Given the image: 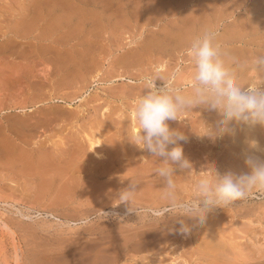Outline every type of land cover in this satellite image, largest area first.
Masks as SVG:
<instances>
[{
    "label": "rangeland",
    "instance_id": "rangeland-1",
    "mask_svg": "<svg viewBox=\"0 0 264 264\" xmlns=\"http://www.w3.org/2000/svg\"><path fill=\"white\" fill-rule=\"evenodd\" d=\"M25 20L34 26L15 30ZM209 27L242 90H264L252 70L264 56V0H0V264H264V193L214 208L203 225L177 217L159 159L134 144L143 78L159 70L190 93V41ZM179 119L166 123L187 137L178 144L192 167L173 177L183 201L201 177L249 173L247 155L264 160L240 123L208 136L215 110ZM258 137L264 146V125ZM33 163L42 167L29 173ZM130 179L136 212L116 198Z\"/></svg>",
    "mask_w": 264,
    "mask_h": 264
},
{
    "label": "clouds",
    "instance_id": "clouds-1",
    "mask_svg": "<svg viewBox=\"0 0 264 264\" xmlns=\"http://www.w3.org/2000/svg\"><path fill=\"white\" fill-rule=\"evenodd\" d=\"M218 35L217 29L209 27L190 41L188 51L194 64L190 93L173 85L174 75L165 77L157 70L143 78L147 92L138 98L134 109L139 128L134 136V144L147 149L160 161L155 173L165 182L164 196L169 200L168 213L191 218L200 225L205 223L207 214L214 208L231 206L236 201L248 198L254 191L264 193V160L247 155L245 163L251 169L249 173L228 171L223 175L215 172L213 177L203 176L195 184L196 198L191 201H183L176 194L173 179L175 169H191L192 165L178 144V141H186L187 137L179 130H171L166 121H180L181 113L191 111L196 106H204L221 116L216 128L210 127L212 134L209 137L233 133L234 129L229 127L233 121L249 127L264 125V90L257 86L242 90L234 71L226 66L222 58L225 53L217 40ZM252 70L264 76V56L253 60ZM158 79L163 81V86L157 87ZM249 143L252 148H256L255 140ZM169 145L175 146L169 148ZM137 185L138 181L130 179L128 186L117 193L119 204L127 203L129 212L135 211L130 205L138 191ZM104 214L109 215L106 212ZM179 223L182 233L191 230L183 219Z\"/></svg>",
    "mask_w": 264,
    "mask_h": 264
},
{
    "label": "bare ground",
    "instance_id": "bare-ground-1",
    "mask_svg": "<svg viewBox=\"0 0 264 264\" xmlns=\"http://www.w3.org/2000/svg\"><path fill=\"white\" fill-rule=\"evenodd\" d=\"M25 21H27V20H25ZM25 21H24L23 23H25ZM27 22H28V21H27ZM19 24H20V23H19ZM33 24H34V22H33ZM17 25H18V24H17ZM20 25H21V24H20ZM20 25L17 26L16 28H15V26H14L15 30H18V32H20V31H21V32L27 31V29L29 30V28L31 29L32 26H34V25L31 24V20H30V22H28L27 24L25 23L24 25H22L23 27H22V26L20 27ZM20 28H22L23 31L20 30ZM24 29H25V30H24ZM129 81H130V80H129ZM156 85H157V87H161V86H163V85H158L157 83H156ZM57 101L66 102V101H64L63 98H57ZM66 103H68V106H69V105H72L71 102H66ZM22 110H23V111L32 110V107H29V108H27V109H26V108H22ZM259 125H260V124H257V125H255V126H253V127H249V126H247V125L242 124V134H243L242 136L245 137V139H248L249 141L255 140V141L257 142L256 149H257V150L259 149L260 151H261V150L263 151V150H264V146H263V144L260 143V140H259V137H258ZM133 131H134V133H137V132L139 131V129H138V125H137V126H136V125L133 126ZM94 135H95V134H94ZM96 135H97V134H96ZM96 135H95L96 138H93L94 136L92 137V135L90 136V138L88 137V138H89L88 140L90 141V142L88 141V142H89L88 145H89V147H90L91 149L94 150V153H95L96 155H98V156L101 157L102 154H100V153L97 151V150H98L97 147H100V146L102 145L103 142L101 141V137L98 136V135H97V136H98V137H97ZM88 136H89V135H88ZM248 143H249V142H248ZM110 145H112V144L110 143ZM262 151H261V152H262ZM47 154H48V153H47ZM50 156H51V155H49V157H50ZM49 157H48V155H45V156H44V159H43V160H44V162H45L46 165H47L46 161L49 160L48 162H50V160H51V159H49ZM38 165H39V164H38ZM38 165L35 166L34 163H33V165H31V166H35L34 168H36V169H34V170L30 169L31 167H30L29 165H28V166L30 167V168H29L30 170H28V169L26 168V166L24 167V169L28 170L29 173H30V171H32L31 173H34V172L37 171V167L39 168L40 165H39V166H38ZM43 165H44V163H43ZM50 166H51V163H50ZM50 166H47V167L49 168L48 170L51 169ZM60 166H61V165H60ZM40 167H42V166H40ZM43 167H44V166H43ZM45 167H46V166H45ZM45 167H44V168H45ZM51 167H52V166H51ZM15 168H16V167H15ZM44 168H43V169H44ZM16 169H17V168H16ZM40 169H41V168H40ZM43 169H42V170H43ZM53 169L56 170V168L53 167V168L51 169V171H52ZM58 169H59V168H57V170H58ZM60 169H61V170H60ZM60 169H59V170L62 172L63 169H62V168H60ZM22 170H23V168H22ZM26 170H25V173H26ZM35 170H36V171H35ZM38 170H39V169H38ZM42 170H41V171H42ZM44 170H45V169H44ZM46 170H47V169H46ZM48 170H47V171H44L45 174H46L47 172H49ZM33 171H34V172H33ZM39 171H40V170H39ZM41 171H40V172H41ZM51 171H50V172H51ZM40 172H39V173H40ZM42 173H43V171H42ZM51 173H52V172H51ZM58 173H59V172H58ZM62 173H63V172H62ZM40 174H41V173H40ZM59 175H60V174H59ZM56 176H58V175H56ZM42 185H43V184H42ZM109 188H110V187H109ZM110 189H111V188H110ZM39 213H40V212H39ZM21 214H22V213H21Z\"/></svg>",
    "mask_w": 264,
    "mask_h": 264
}]
</instances>
